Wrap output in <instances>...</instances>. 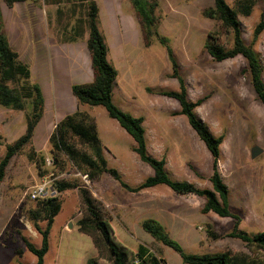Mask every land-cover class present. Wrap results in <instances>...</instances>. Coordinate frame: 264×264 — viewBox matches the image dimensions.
Instances as JSON below:
<instances>
[{
	"label": "rangeland",
	"instance_id": "1",
	"mask_svg": "<svg viewBox=\"0 0 264 264\" xmlns=\"http://www.w3.org/2000/svg\"><path fill=\"white\" fill-rule=\"evenodd\" d=\"M155 1L159 4L156 11L159 33L169 40L180 63L190 99L197 101L210 97L197 112L215 136L225 138L220 171L229 187L230 212L240 218L241 231L255 236L264 231V106L258 101L248 76L243 73L246 61L238 57L218 63L204 51L209 32L219 29L217 22L204 16V11L214 6V0ZM227 1L235 7L236 0ZM98 2L102 26L107 30L106 38L111 48L109 60L119 71L114 86V103L124 112L145 119L148 150L157 159L165 154L169 156L172 168L167 169L174 180L212 189L209 178L213 173L214 158L187 117L175 116L180 111V104L174 99L147 92L148 88L180 90L179 82L171 78L172 65L166 47L157 37L146 46L130 0ZM4 4L0 2V6ZM28 6L16 7L14 11L19 21L30 28L24 34V45L15 49L20 59L34 70L33 81L41 85L46 97L45 115L34 137L35 149L43 154L49 153V138L58 120L69 115L63 111L73 102L76 111L80 109L95 120L109 167L118 170L129 186L138 187L154 175V170L134 152V139L119 123L102 107L80 106L71 89L62 91L56 100L54 83L62 80L53 76L55 61L73 62L79 56L84 66L90 62L88 71L92 70L87 40L76 38L72 29L74 19L83 14L82 8H77L76 17L71 18L69 11L72 7L66 6L63 16L58 19L57 13L53 12L57 7L46 8L41 4L39 8L43 10L46 25L45 37L38 41L37 35L33 34L38 11L31 13ZM47 14L52 16L50 21ZM263 16L264 0H260L250 17H240L247 43L252 42L254 28ZM256 49L264 61V33ZM31 54L47 60L52 72L50 76L43 74L39 64L32 65L29 61ZM27 112L31 113V105L26 112L0 108V132L5 139L0 145V160L4 157L6 145L25 134ZM162 140L166 153L157 149V142ZM254 147L262 151L256 159H252L251 154ZM184 162L188 163L187 169L180 171L179 164ZM195 172L205 178L200 179ZM58 179H80L87 185L103 203L118 240L134 252L142 244L166 264H184L174 249L156 241L142 228L144 220L155 219L189 254L213 255L226 251L249 254L241 240L228 236L234 230L235 219L222 218L213 212L202 214V200L196 196L179 195L165 185L130 193L111 175L105 174L91 183L71 165ZM46 183L54 186L53 175L42 176L27 155L12 160L0 190V264H36L37 257L29 252L23 237L41 247L42 236L30 219V212L36 208V201L32 200L30 193L36 186ZM61 196L64 203L51 231L50 251L45 264H88L89 260L99 256L92 238L77 228L82 217L80 194L78 190H70ZM71 222L72 229L69 228ZM40 225L46 227V223ZM209 231L218 238L209 235Z\"/></svg>",
	"mask_w": 264,
	"mask_h": 264
},
{
	"label": "trees",
	"instance_id": "2",
	"mask_svg": "<svg viewBox=\"0 0 264 264\" xmlns=\"http://www.w3.org/2000/svg\"><path fill=\"white\" fill-rule=\"evenodd\" d=\"M3 1L12 8L18 2L37 3L41 0ZM258 1L260 0H236L234 7L227 0H214V6L206 9L204 16L217 22L219 29L209 32L204 51L218 63L238 57L244 58L247 66L243 73L248 76L258 101L264 106V61L262 54L256 49L264 33V16L254 28L251 43H247L244 38L240 20L241 16H251ZM130 2L146 46L151 45L154 37L158 38L168 52L172 65L171 78L180 84L179 91H156L151 88L147 90L149 93L174 99L180 104V111L175 116L187 117L190 126L214 158L213 173L209 178L212 189L200 188L187 181L174 180L167 169L166 161L155 158L148 150L145 119L124 112L114 103V86L119 71L109 60L110 46L101 28L100 7L97 0H79L76 8H82L83 14L78 18L74 10L73 18L76 17V20L74 19L75 25L72 29L76 38H82L86 31L89 34L86 45L91 56L94 78L90 83L73 84L72 93L80 106L104 108L110 118L116 120L121 128L134 139V152L143 163L154 170V175L138 187L129 186L118 170L109 167L95 120L80 109L56 124L48 142L49 153L38 152L34 147V137L45 115L46 98L41 85L33 81L32 69L20 59V54L12 47L0 8V108L26 112L31 105V113L26 114L25 134L6 145L4 157L0 160V190L12 160L17 156L27 155L42 176L53 175L54 188L59 194L36 201V208L30 212V219L42 236V244L41 247H37L23 237L27 249L37 257L36 264H45L46 256L50 251L51 231L64 203L61 195L70 190H78L82 200V217L77 222L78 229L92 238L99 256L98 259L89 260L88 264H166L164 259L145 245L141 244L138 251L134 252L122 244L116 237L103 203L80 179H58L71 165L77 173L86 177L91 183H95L103 175L108 174L128 192L135 194L165 185L179 195H193L200 198L203 201L201 212L204 215L213 212L222 218L235 219L234 230L228 236L241 240L248 248L249 254L231 251L213 255L189 254L171 238L160 222L155 219L144 220L141 224L142 228L156 241L174 249L181 256L184 264H264V231L255 236L241 231L240 218L233 215L229 209V187L220 171L222 145L225 138L215 136L197 112V109L210 97L197 101L190 99L187 83L180 72V63L169 45V40L160 35L158 30L156 17L158 2L155 0H130ZM62 14L63 10L60 8L59 17L63 16ZM4 140L0 132V145ZM196 174L200 179L205 178L199 172ZM40 223H46V227H41ZM208 234L218 238L211 231ZM19 254L22 255V251H19Z\"/></svg>",
	"mask_w": 264,
	"mask_h": 264
},
{
	"label": "crops",
	"instance_id": "3",
	"mask_svg": "<svg viewBox=\"0 0 264 264\" xmlns=\"http://www.w3.org/2000/svg\"><path fill=\"white\" fill-rule=\"evenodd\" d=\"M1 1L4 2L3 0H0V2ZM78 1L79 0H41L37 3L33 2V1L18 2L12 8L9 7L4 2L5 4L0 6V8L2 11V16H3L6 32L8 34V37H9V40H10L12 47L14 49L16 47H19L17 49H20L22 47V45H24V40H23L24 34H25V32H27L30 29L29 27L24 26V24L19 21L18 14L16 12H14L16 7L20 6L19 8H24V6L26 4H28L29 6L27 8H29V10L32 11L31 13H37V11H38V15L36 16L37 21L33 27V34L37 35L38 41H41L42 38L45 37V25L46 24L44 21L43 10L41 8H39L40 5L44 4V6L46 8L57 7L55 10H53V12H56L57 15H58V11L60 8L63 10L66 6H71L72 9L69 11V13H70L71 18H72V16H74V14H75L74 10H77L76 7L78 5ZM97 2H98V0H97ZM98 5H99V2H98ZM53 12H52V16H53ZM47 16H48V19L50 21L52 16L49 17V14H47ZM100 16H101V9H100ZM57 17H58V19H60L59 15ZM118 27H119L118 21H116L115 30H117ZM101 28L104 31L105 35H107L106 34L107 30L105 29L106 30L105 31L103 26H102V17H101ZM112 28H113V24H112ZM88 36H89V34L86 31V32H84V36L82 38L88 40ZM28 46H30V45L28 44ZM109 46H110V43H109ZM16 51L18 52V50H16ZM110 51H111V48H110ZM31 55H32V58H30L29 61H31L32 65H34V63L39 64L42 68L43 74L50 76V74H52V72H53V76L56 79L62 80V81H56L54 83V91L56 94V100L57 101L59 100V95L61 94L62 91L69 92L70 89L72 91V85L73 84L90 83V82H92V79L94 78L93 69L91 71H88L90 62L87 63L86 66H84V64L82 63L83 60H81V57H79V56L76 57V61H73V62L63 63L59 60L55 61L54 64H52V67H53L52 72H50L51 67L49 66V63L47 62V60H45V58H41V57H38L37 55H33V54H31ZM74 70H75V73H74ZM32 71H34V70L32 69ZM149 94L157 96L154 93H149ZM69 105L71 107L68 109V111L70 110L68 113L67 108L69 107ZM69 105H67V107L65 108L66 110L63 111V112H66L65 115L70 114V113H74L76 111V109H74L73 102H71V104H69ZM78 108H79V106L77 107V109ZM62 118H60V120H58V122H60L62 120ZM38 128H37V131H38ZM37 131H36V133H37ZM163 141L164 140L157 142L158 143L157 149L159 151L162 150V153L163 152L166 153V151H165L166 148L164 149ZM153 155L155 156V154H153ZM162 157H164V158H162ZM168 157L169 156L167 154H165L164 156H161L160 159H164L166 161V166L170 169V168H172V166H171L170 158H168ZM187 165H188L187 162L182 163V165L179 164V170L180 171H181V169L186 170ZM180 171H178V172L181 174L182 172H180ZM202 205H203V201H202ZM77 228H78V226H77Z\"/></svg>",
	"mask_w": 264,
	"mask_h": 264
},
{
	"label": "built area",
	"instance_id": "4",
	"mask_svg": "<svg viewBox=\"0 0 264 264\" xmlns=\"http://www.w3.org/2000/svg\"><path fill=\"white\" fill-rule=\"evenodd\" d=\"M30 196L32 200L38 201L40 199H47L57 196V191L54 186L47 183L38 185L31 191Z\"/></svg>",
	"mask_w": 264,
	"mask_h": 264
},
{
	"label": "water",
	"instance_id": "5",
	"mask_svg": "<svg viewBox=\"0 0 264 264\" xmlns=\"http://www.w3.org/2000/svg\"><path fill=\"white\" fill-rule=\"evenodd\" d=\"M261 153H262V151L259 147H254L251 151L252 159L258 158L261 155ZM72 227H73V223L71 222L69 224V228L72 229Z\"/></svg>",
	"mask_w": 264,
	"mask_h": 264
}]
</instances>
